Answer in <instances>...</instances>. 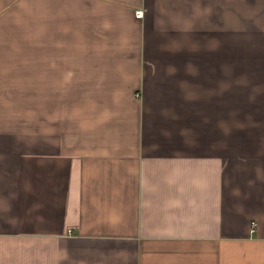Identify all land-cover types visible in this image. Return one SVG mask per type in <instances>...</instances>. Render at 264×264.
<instances>
[{
    "label": "crops",
    "instance_id": "obj_1",
    "mask_svg": "<svg viewBox=\"0 0 264 264\" xmlns=\"http://www.w3.org/2000/svg\"><path fill=\"white\" fill-rule=\"evenodd\" d=\"M0 264H264V0H0Z\"/></svg>",
    "mask_w": 264,
    "mask_h": 264
},
{
    "label": "built area",
    "instance_id": "obj_2",
    "mask_svg": "<svg viewBox=\"0 0 264 264\" xmlns=\"http://www.w3.org/2000/svg\"><path fill=\"white\" fill-rule=\"evenodd\" d=\"M136 15H137V17H139V18L143 17V16H144V11H143V9H139V10H137V11H136ZM254 225H256V223H254Z\"/></svg>",
    "mask_w": 264,
    "mask_h": 264
}]
</instances>
